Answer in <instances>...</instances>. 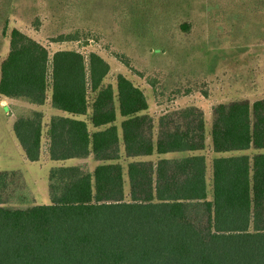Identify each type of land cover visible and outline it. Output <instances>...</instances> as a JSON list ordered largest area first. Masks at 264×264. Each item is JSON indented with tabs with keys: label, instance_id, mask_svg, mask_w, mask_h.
<instances>
[{
	"label": "trees",
	"instance_id": "1",
	"mask_svg": "<svg viewBox=\"0 0 264 264\" xmlns=\"http://www.w3.org/2000/svg\"><path fill=\"white\" fill-rule=\"evenodd\" d=\"M110 71L96 53L51 55L20 30L11 32L0 95L31 109L50 98L63 114L47 127L50 160L93 156L101 164L93 172L53 168L51 203L26 208L11 207L25 199L20 173L0 171V264H264V99L214 107L211 194L200 154L207 148L203 112L163 116L155 140L144 92L123 75L116 87L106 85ZM14 114L15 135L37 163L44 114L15 107ZM122 149L130 159L188 155L131 162L128 196Z\"/></svg>",
	"mask_w": 264,
	"mask_h": 264
},
{
	"label": "rangeland",
	"instance_id": "2",
	"mask_svg": "<svg viewBox=\"0 0 264 264\" xmlns=\"http://www.w3.org/2000/svg\"><path fill=\"white\" fill-rule=\"evenodd\" d=\"M14 29L40 42L51 55L59 51H77L87 58L100 55L111 67L106 85L116 87L123 75L144 92L155 140L163 116L191 107L201 110L207 148L200 154L207 157L211 194L212 162L218 157L210 136L214 107L264 99V0H0V65L10 51ZM15 104L18 111L44 114V138L41 160L29 162L14 132V107L0 104V171L19 172L18 183L25 187V199L13 200L11 207L50 204L53 168L81 166L93 172L101 162L93 156L51 161L47 127L62 113L52 109L50 98L33 109L20 101ZM122 122L119 116L117 125ZM121 153L128 196L131 162L156 163L188 155L130 159L123 149Z\"/></svg>",
	"mask_w": 264,
	"mask_h": 264
},
{
	"label": "crops",
	"instance_id": "3",
	"mask_svg": "<svg viewBox=\"0 0 264 264\" xmlns=\"http://www.w3.org/2000/svg\"><path fill=\"white\" fill-rule=\"evenodd\" d=\"M15 103H17V101L8 100V99H6L0 95V104L3 105L4 107L11 106V109H12V107H15L17 105ZM61 115H63V114H61ZM255 153H256L255 151L251 150L249 152L239 153V155H253Z\"/></svg>",
	"mask_w": 264,
	"mask_h": 264
}]
</instances>
